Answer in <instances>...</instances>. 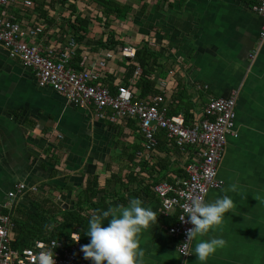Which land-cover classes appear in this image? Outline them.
<instances>
[{
  "label": "crops",
  "instance_id": "0c3cea01",
  "mask_svg": "<svg viewBox=\"0 0 264 264\" xmlns=\"http://www.w3.org/2000/svg\"><path fill=\"white\" fill-rule=\"evenodd\" d=\"M113 1L126 9L121 17L104 14L97 0H32L30 8L13 1L2 10L24 31L42 29L34 37H24L42 54L56 53L59 45L73 40L69 66L75 71L96 68L97 83L112 94L119 86L133 93L134 69L140 68L135 58H121L120 48L137 51L146 45L158 54L151 79L171 115L190 114L191 122L201 120L211 98L234 95L233 133L226 139L217 168L223 185L210 190L205 201L228 195L235 207L221 225L197 238L220 237L226 245L201 262L194 255V240L190 257L182 259L177 239L167 232L176 213L161 217L159 199L152 192L162 180L175 182L185 176L184 167L193 159L195 147H178L159 131L157 145L146 158L136 120L98 119L91 107L67 103L51 88L39 87L32 70L9 58L1 44L0 214H31L32 202L43 201L46 197L40 195L47 194V187L60 189L58 203L72 207L74 197L97 176L103 191L98 197L107 196V207L127 206L131 198H139L143 207L156 212V223L139 235L144 264H264V41L259 40L263 19L253 11V1ZM80 19L88 26L79 41L70 25ZM111 36L114 47H100ZM108 53L111 58L105 57ZM98 61L104 67L98 69ZM161 134L165 148L159 144ZM143 165L156 172L147 173ZM155 179L158 182L153 183ZM19 184L38 191H18L9 198ZM232 184L237 191H226ZM93 213L84 210L85 220L73 232L80 234V247L90 242L84 233ZM107 225L105 220L102 226Z\"/></svg>",
  "mask_w": 264,
  "mask_h": 264
},
{
  "label": "built area",
  "instance_id": "2783aa9c",
  "mask_svg": "<svg viewBox=\"0 0 264 264\" xmlns=\"http://www.w3.org/2000/svg\"><path fill=\"white\" fill-rule=\"evenodd\" d=\"M16 1L23 7L30 8L32 0H0V44L7 51L9 58L18 59L23 67L31 69L39 87H49L64 97L67 103L81 108L91 107L98 119L107 117L115 122L119 119L137 121L144 138L146 158L157 145V133L163 131L169 141L178 147L193 146L196 153L193 159L184 167L185 176L175 182L160 181L152 186V192L158 197L161 217H169L175 212L174 222L167 228L170 236L177 239V250L182 259L185 252L190 254V243L187 248L182 245L187 241L186 231L193 226L187 223L188 217L184 205L190 202L193 195L203 196L219 189L223 181L217 178V168L222 159L227 136L232 135L235 120V97L211 98L202 111L203 118L187 124L181 115L169 114L168 106L159 96L149 97L146 101L134 100L132 91L126 86L117 87L116 93H110L97 83L99 74L96 68L75 71L69 66L72 47L75 43L69 40L65 45H59L57 52L52 50L42 54L39 46L29 44L24 40L26 34L34 37L42 32L40 27L24 31L20 24L14 22L2 9ZM127 2L128 0H121ZM154 2L155 0H148ZM253 1L252 9L262 19L260 42L264 41V0ZM123 59H134L136 50L123 46L119 50ZM111 58L110 53L105 55ZM104 67L103 61H98L97 68ZM142 70L134 69L137 79ZM107 111L111 112L107 116ZM140 156H138V159ZM37 192L36 187L19 184L15 190L8 193L13 198L16 192ZM61 197L57 196L59 202ZM185 216V217H184ZM184 217V221L180 218ZM10 215L0 214V264H38L36 257L42 250L54 252L55 264H92L83 258L79 242L71 239L66 245L62 241H35L31 247L17 251L11 248L10 233L12 230Z\"/></svg>",
  "mask_w": 264,
  "mask_h": 264
},
{
  "label": "clouds",
  "instance_id": "9594fccd",
  "mask_svg": "<svg viewBox=\"0 0 264 264\" xmlns=\"http://www.w3.org/2000/svg\"><path fill=\"white\" fill-rule=\"evenodd\" d=\"M238 186L232 184L226 191L236 192ZM139 198H131L127 206L117 205L107 210L97 209L89 220V226L84 233L90 237V242L82 245L80 251L83 258L92 264H144L145 252L140 248L139 235L142 230L149 229L150 225L157 221V214L150 207H143ZM187 223L193 227L187 229V241L184 248L196 240L194 255L197 260L205 262L218 248L226 245V240L220 237H212L208 240H200L198 237L206 235L209 230L222 224L225 214L230 212L235 205L233 200L224 195L212 202H206L203 196L193 195L190 202L183 206ZM185 217V216H184ZM184 217L180 220L184 221ZM111 218V219H109ZM107 220V227L103 222ZM55 225H45L46 229H52ZM79 233H72L71 239L78 243ZM185 256L191 255L187 252ZM38 264H55L54 252L42 250L36 257Z\"/></svg>",
  "mask_w": 264,
  "mask_h": 264
},
{
  "label": "trees",
  "instance_id": "16d2710c",
  "mask_svg": "<svg viewBox=\"0 0 264 264\" xmlns=\"http://www.w3.org/2000/svg\"><path fill=\"white\" fill-rule=\"evenodd\" d=\"M97 4L103 8V13L106 15L116 14L121 17V14L126 11L124 7L114 2L113 0H97ZM88 22L82 19L76 20L74 24L70 25V32L76 38L81 40L82 32L86 33ZM113 36L107 39L105 43L100 42V47L113 48ZM158 54L150 50L146 45L136 51L135 62L140 66L142 72L137 78L133 89V97L136 100H143L148 97L160 96L157 84L151 79V74L154 68H158ZM134 69V66L130 68ZM188 113V111H187ZM169 114H172L169 112ZM174 115V114H173ZM191 120L190 114H187L185 121L187 124ZM163 134V133H162ZM160 135V142L165 148L163 135ZM146 166L143 165L142 169L145 170ZM147 173L155 171L152 168L145 170ZM156 172V171H155ZM158 173V172H157ZM128 182H131L130 180ZM158 182L155 179L153 183ZM60 192V189L47 187V194L43 201H33L32 207L34 208L31 214L25 211H19L17 214H10V219L13 224L14 237L11 240V248L14 250H23L31 247L35 241H62L64 244L69 245L70 235L82 225L85 220L82 212L86 209H92L94 212L99 210H107L106 195L98 197L103 191L98 187L97 176H92L86 183L83 189L75 198L73 206L64 210L63 204L56 201L53 195L55 192ZM61 194V193H60ZM63 197V196H62ZM175 218V216H174ZM174 222V221H173ZM55 225L52 229H46L45 225Z\"/></svg>",
  "mask_w": 264,
  "mask_h": 264
},
{
  "label": "rangeland",
  "instance_id": "374dc122",
  "mask_svg": "<svg viewBox=\"0 0 264 264\" xmlns=\"http://www.w3.org/2000/svg\"><path fill=\"white\" fill-rule=\"evenodd\" d=\"M228 137V136H227ZM55 197H57L58 195H57V192H56V194H53ZM41 197L43 196V197H45V194L44 195H40Z\"/></svg>",
  "mask_w": 264,
  "mask_h": 264
},
{
  "label": "water",
  "instance_id": "95a60500",
  "mask_svg": "<svg viewBox=\"0 0 264 264\" xmlns=\"http://www.w3.org/2000/svg\"><path fill=\"white\" fill-rule=\"evenodd\" d=\"M64 210L67 208L66 205H63Z\"/></svg>",
  "mask_w": 264,
  "mask_h": 264
}]
</instances>
